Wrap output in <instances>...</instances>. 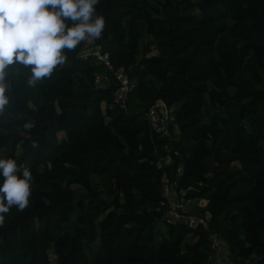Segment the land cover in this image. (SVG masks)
Masks as SVG:
<instances>
[{
	"label": "trees",
	"instance_id": "1",
	"mask_svg": "<svg viewBox=\"0 0 264 264\" xmlns=\"http://www.w3.org/2000/svg\"><path fill=\"white\" fill-rule=\"evenodd\" d=\"M153 2L95 6L106 25L94 43L134 83L124 108L112 71L79 54L91 50L83 41L35 86L23 65L5 69L0 158L33 180L28 206L3 214L0 264H208L212 229L241 261L264 264V0ZM156 101L175 140L149 129ZM157 154L173 158L165 170L208 230L164 219Z\"/></svg>",
	"mask_w": 264,
	"mask_h": 264
},
{
	"label": "clouds",
	"instance_id": "2",
	"mask_svg": "<svg viewBox=\"0 0 264 264\" xmlns=\"http://www.w3.org/2000/svg\"><path fill=\"white\" fill-rule=\"evenodd\" d=\"M98 3L99 0H0V115L4 114L9 103L5 95L8 89L5 82L7 66L15 63L28 68L30 76L27 82L32 86L50 77L58 65L65 63V49L72 51L81 41L94 43V40L102 38L106 21L96 12ZM66 21H71V26ZM88 54L91 52L83 57ZM106 77L103 75L104 79ZM34 126V121L24 124L27 130ZM172 163L173 158L166 168ZM173 174L176 176L175 172ZM0 176L3 177L0 185L2 226L3 214L13 206L18 211L28 206L33 177L24 163H17L12 158H0Z\"/></svg>",
	"mask_w": 264,
	"mask_h": 264
},
{
	"label": "built area",
	"instance_id": "3",
	"mask_svg": "<svg viewBox=\"0 0 264 264\" xmlns=\"http://www.w3.org/2000/svg\"><path fill=\"white\" fill-rule=\"evenodd\" d=\"M93 41L89 42L88 40L83 41V45L92 44ZM94 55L95 62H101L105 65V68L112 71V78L116 81V86L113 91V102L116 103L120 108L125 106V98L133 87L134 83L127 79L126 75L123 72L121 67L113 68L108 61L107 52L105 50H100L99 46L96 47L95 51L91 52ZM105 77V76H104ZM146 116L149 129L152 133L160 136L170 135L168 116L160 112L159 108L157 109L156 104L150 105L144 112ZM173 154L176 155L177 152L173 151ZM172 161L170 155H160L157 154L154 159V166L160 170L159 174V188L161 194L160 204L163 208L164 219L171 223H181L189 228L201 227L204 230H207L206 219L200 216L199 214L194 213L191 210H185L184 204L174 201L176 193L182 196L183 190L174 188V180L169 174H167L165 168ZM181 163L177 162L175 167V174L180 173ZM183 197V196H182ZM193 201L195 200L192 198ZM183 198H179V201ZM197 214V215H195ZM209 232L208 234H210ZM211 242H209L210 249H214L218 246L219 242L215 240L213 235H209Z\"/></svg>",
	"mask_w": 264,
	"mask_h": 264
},
{
	"label": "rangeland",
	"instance_id": "4",
	"mask_svg": "<svg viewBox=\"0 0 264 264\" xmlns=\"http://www.w3.org/2000/svg\"><path fill=\"white\" fill-rule=\"evenodd\" d=\"M149 1H151L152 3H154L153 2V0H149ZM150 38V37H149ZM148 37H144L142 40H140V43H139V45H138V54L140 55L141 53H143L142 52V47L144 46V48H146V44H145V39L146 40H148L149 39ZM148 45V44H147ZM156 48H155V45L154 44H150V45H148V49H147V51L146 52H144L146 55H152V54H155L156 53ZM79 54L83 57V55L85 54H82V51L80 50L79 51ZM107 79H108V77H106ZM105 78V79H106ZM107 79H106V82H107ZM97 81H99V80H97ZM106 82H104V83H106ZM104 83H102V84H104ZM99 84H101V83H99ZM156 103L158 104V105H161V103L159 102V101H156ZM160 110V112H162V113H164V114H166V110H165V108L164 107H162L161 106V109H159ZM168 124H169V128H170V132H171V134H170V136H168V137H166V139H170V140H175L176 138H177V134H176V130H175V127L173 126V124H172V122H171V120H170V117L168 116ZM62 136V134L60 133V132H58L57 133V138L59 139L60 137ZM165 145V144H164ZM166 146V145H165ZM167 147V146H166ZM181 170V169H180ZM160 189V188H159ZM175 196V198H174V201H178V203H182V204H184V209L185 210H191V211H193L194 213H200V210H199V208H201L200 207V204L201 203H199V200H197V199H195L194 201H193V199L192 198H188V197H182L181 195H179L178 193H176V195H174ZM179 198H183V200H180L179 201ZM161 200V199H160ZM162 201V200H161ZM159 204H160V201H159ZM197 213V214H198ZM197 214H195V215H197ZM197 216H200V217H202V218H205L206 219V217L205 216H207L206 214H204L203 212H202V214L200 215H197ZM211 224H213V225H215V224H218L217 222H216V220H214V219H211L210 221H209ZM209 232H211L210 234L211 235H213L214 237H215V240L217 241V242H220V240H221V238H220V232L219 231H217V230H209ZM208 232V233H209ZM210 234H207V240H208V242H211V240H210V238H209V235ZM224 239V238H223ZM223 242H227L225 239L223 240ZM228 244V243H227ZM218 246H219V244H218ZM217 246V247H218ZM229 246V245H228ZM216 247V248H217ZM216 248H214V249H210V247H209V249H210V251L209 252H211L212 250H215ZM230 248V247H229ZM232 251H234L235 252V254H236V251L235 250H232ZM237 255V254H236ZM237 258L240 260V258H239V256L237 255ZM241 261V260H240ZM242 262V261H241ZM252 263V262H251ZM208 264H212L211 263V255H209L208 256ZM242 264H246L244 261L242 262Z\"/></svg>",
	"mask_w": 264,
	"mask_h": 264
},
{
	"label": "crops",
	"instance_id": "5",
	"mask_svg": "<svg viewBox=\"0 0 264 264\" xmlns=\"http://www.w3.org/2000/svg\"><path fill=\"white\" fill-rule=\"evenodd\" d=\"M88 45H92L93 47V51H95L97 45H95L94 43L92 44H87L85 47H87ZM84 47V46H83ZM91 51V52H93ZM82 54H84L82 52ZM107 79V78H106ZM106 79L103 78V75H99L97 77L98 83H104L106 82ZM162 105H160L159 107L161 108ZM163 107V106H162ZM220 242H219V246L215 249L211 251V263L212 264H242V262L237 258V255L235 254L234 251H232L227 242H223V237L220 235ZM244 262L246 264H252V259L251 258H247L244 260Z\"/></svg>",
	"mask_w": 264,
	"mask_h": 264
},
{
	"label": "bare ground",
	"instance_id": "6",
	"mask_svg": "<svg viewBox=\"0 0 264 264\" xmlns=\"http://www.w3.org/2000/svg\"><path fill=\"white\" fill-rule=\"evenodd\" d=\"M83 48H91V50H90L89 52L93 51V47H92V45H88L87 47H83ZM89 52H86V53H89ZM86 53H85V54H86Z\"/></svg>",
	"mask_w": 264,
	"mask_h": 264
}]
</instances>
